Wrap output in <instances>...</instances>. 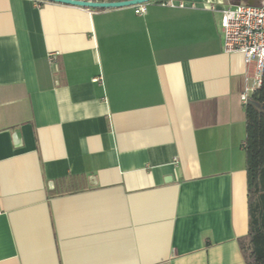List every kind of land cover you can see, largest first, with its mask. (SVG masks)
Here are the masks:
<instances>
[{
    "label": "crops",
    "instance_id": "crops-1",
    "mask_svg": "<svg viewBox=\"0 0 264 264\" xmlns=\"http://www.w3.org/2000/svg\"><path fill=\"white\" fill-rule=\"evenodd\" d=\"M177 1L0 0V264H246L238 2Z\"/></svg>",
    "mask_w": 264,
    "mask_h": 264
},
{
    "label": "built area",
    "instance_id": "built-area-1",
    "mask_svg": "<svg viewBox=\"0 0 264 264\" xmlns=\"http://www.w3.org/2000/svg\"><path fill=\"white\" fill-rule=\"evenodd\" d=\"M239 3V4H238ZM222 11V33L224 50L227 54L241 53L248 67L245 71V86L241 94L244 105H249L253 96L262 88L264 81V0L251 6L238 2ZM151 4L162 7L184 8V2L177 0H153L132 6L138 16L145 15ZM58 53L50 55L55 62ZM101 80L95 79V81Z\"/></svg>",
    "mask_w": 264,
    "mask_h": 264
},
{
    "label": "trees",
    "instance_id": "trees-1",
    "mask_svg": "<svg viewBox=\"0 0 264 264\" xmlns=\"http://www.w3.org/2000/svg\"><path fill=\"white\" fill-rule=\"evenodd\" d=\"M253 100L264 106V81ZM249 235L239 240L246 264H264V111L246 106Z\"/></svg>",
    "mask_w": 264,
    "mask_h": 264
},
{
    "label": "water",
    "instance_id": "water-1",
    "mask_svg": "<svg viewBox=\"0 0 264 264\" xmlns=\"http://www.w3.org/2000/svg\"><path fill=\"white\" fill-rule=\"evenodd\" d=\"M40 1H48V2L65 4V5H71V7L76 6V7H83L88 9H113V8H122V7H132L153 0H124V1H113V2H99V1H91V0L88 1L87 0H40ZM242 2L251 6H255L259 4V0H248V1L243 0ZM249 105H253L258 110L264 111V106L254 100H250Z\"/></svg>",
    "mask_w": 264,
    "mask_h": 264
},
{
    "label": "rangeland",
    "instance_id": "rangeland-1",
    "mask_svg": "<svg viewBox=\"0 0 264 264\" xmlns=\"http://www.w3.org/2000/svg\"><path fill=\"white\" fill-rule=\"evenodd\" d=\"M263 3V0H259V4Z\"/></svg>",
    "mask_w": 264,
    "mask_h": 264
},
{
    "label": "flooded vegetation",
    "instance_id": "flooded-vegetation-1",
    "mask_svg": "<svg viewBox=\"0 0 264 264\" xmlns=\"http://www.w3.org/2000/svg\"><path fill=\"white\" fill-rule=\"evenodd\" d=\"M243 0H237V2H242ZM248 1V0H247Z\"/></svg>",
    "mask_w": 264,
    "mask_h": 264
}]
</instances>
